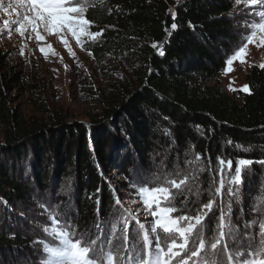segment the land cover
Listing matches in <instances>:
<instances>
[{"label": "trees", "instance_id": "trees-1", "mask_svg": "<svg viewBox=\"0 0 264 264\" xmlns=\"http://www.w3.org/2000/svg\"><path fill=\"white\" fill-rule=\"evenodd\" d=\"M93 2L87 12L95 24L91 30L104 32L89 43L88 51L97 61L107 57L129 69L140 66L138 86L96 91L109 102L86 124L65 118L26 119L13 107L12 94L30 92L33 85L0 54V264H17L35 244L23 228L20 209L38 195L55 199L65 182L74 189L73 224L80 232L92 233L96 224L109 226L117 217L112 190L121 198L120 192L140 177L182 178L193 170L186 161L199 154L198 166L204 171L196 173L195 184L189 182L191 192L176 198L179 208L195 211L213 198L218 158L233 161V174L238 158L264 160V69L253 66L246 74L251 95L229 96L207 84L223 71L226 58L241 42L243 22L232 0ZM173 11L175 31L170 29ZM160 164L163 171L158 174ZM263 181L264 164L253 163L244 171L238 188L242 203ZM216 199L210 227L219 216ZM229 199L226 185L225 211ZM231 201L234 221L241 204L237 197Z\"/></svg>", "mask_w": 264, "mask_h": 264}, {"label": "snow or ice", "instance_id": "snow-or-ice-1", "mask_svg": "<svg viewBox=\"0 0 264 264\" xmlns=\"http://www.w3.org/2000/svg\"><path fill=\"white\" fill-rule=\"evenodd\" d=\"M236 3H243L250 11L239 47L225 60V75L234 71L235 62L242 65L246 63L250 44L264 47V0H236ZM94 6L95 3L90 0H14L7 3L0 0V10L9 17L2 21L0 35L6 33L11 38L13 32L17 33L22 40V47L19 49L21 56H24L28 47L25 41L34 40L45 59L49 55H56V52L51 44L41 42H45L49 36H56L67 53L74 58L76 53L70 40L74 39L76 45L84 50L86 43L96 42L103 35L104 29L91 30L95 24L87 18L89 8ZM171 17L173 23L170 29L175 31L178 25L174 11L171 12ZM189 26L194 28L191 24ZM165 31L171 35L168 28ZM152 47L158 46L153 43ZM160 54L163 55V52ZM88 55H92L91 51ZM259 67L264 69V63ZM229 89L237 91L232 88L231 82ZM240 91L252 94L248 85H244ZM201 159L197 154L194 159L186 161L193 170L182 178L169 179L165 176L163 179H150L145 176L138 178L135 183L130 182L137 198L142 202L145 222H141L138 215L124 208L120 198L115 196V189L112 190L115 204L122 211L118 218L114 217L109 221L107 233L101 224H96L99 234L94 237L87 232H80L71 221L58 219V209L43 206L50 217L43 231L50 236L52 243L37 241L42 245L41 264H264V219L254 218L246 222L243 226L245 231L239 232L233 225L231 216V198H238L244 171L253 163L264 164V160L238 158L233 174V161L218 158V168L213 172L214 177H218L213 198L202 203L195 211L185 212L177 208L175 200L186 190L192 191L189 182L195 184L196 173L204 171L198 166ZM209 165L211 166L210 158ZM180 175L179 171L175 173L176 177ZM226 185L230 198L227 211L223 203ZM196 194L199 195L198 186ZM217 197L218 222L210 227V214L217 207ZM184 199L187 201L188 198ZM259 205L253 207L254 213H264V198H260ZM148 217L151 219H147Z\"/></svg>", "mask_w": 264, "mask_h": 264}, {"label": "rangeland", "instance_id": "rangeland-1", "mask_svg": "<svg viewBox=\"0 0 264 264\" xmlns=\"http://www.w3.org/2000/svg\"><path fill=\"white\" fill-rule=\"evenodd\" d=\"M93 1L90 0V2ZM232 1L235 10L241 14L240 18L243 22L241 23V31L244 33L246 31L245 20L248 19V12L250 10L243 3L238 5L236 0ZM4 2H14V0H4ZM4 19H9V17L0 10V28H2V21ZM25 42L28 47L25 49L24 56H21L19 49L22 47V40L19 35L15 32L12 33L11 38H8L6 33L0 35V54L4 55L5 60L16 68L23 79L33 85L30 92L18 90L12 94L14 97L13 107L21 112L26 119L30 117L46 120L48 118H65L69 122L86 124L89 116L99 114L100 106L104 103L107 105L109 102L107 95L102 96L100 93L98 97L96 91H104L110 87L119 89L135 88L138 86V81L141 77L140 66L129 69L118 59H107V57L97 61L92 55H88L90 42L86 43L84 50H81L76 45L74 39L70 40L73 51L76 53V56L73 58L67 53L58 37L49 36L45 42L41 43L45 45L51 44L56 55H49L47 59L39 52L38 44L34 40ZM61 57H63L62 60ZM262 63H264V47H256L255 44H250L245 64L242 65L238 61L235 62L233 64L234 71L227 75L222 71L216 78L207 82V84L221 88L229 96H233L235 92L242 93L240 89L246 85V74L251 67H259ZM230 82L232 88H235L237 91L234 92L229 89ZM90 90H93V93L97 96L91 93ZM1 142L2 131L0 130V144ZM161 164L158 165L160 166L158 174L163 171ZM72 190L74 189L71 184L65 182L57 194L54 195L55 199L50 197L49 194L38 195L30 205L25 206L24 209H20L21 215L25 217L23 228L35 239V244L30 250L29 255L21 257L20 260H17V264H41L43 259L41 255L42 245L37 243V241L52 243L50 236L46 235L43 231V228L48 225L50 219L44 211L43 206L47 205L49 209H58V219L62 218L72 222L70 218ZM120 193V201L124 208L134 215H138L141 222H145L144 208L142 202L137 198L134 189L128 187L126 191H121ZM260 198H264V181L258 191L253 196L250 195L247 201L244 200V203H242L243 198L239 199L238 197L237 205L241 204L239 206L240 214L232 223L239 232L245 231L243 226L246 222L254 218L264 219V213L257 214L253 212L254 206H260ZM175 204L179 208L178 200H175ZM121 211L122 209L118 206L117 218ZM147 219L150 220L151 217ZM217 222L218 218L215 224ZM99 224H101L103 230L107 233L109 230L107 222L102 221ZM129 233L131 237L132 228L129 229ZM89 234L94 237L99 232L94 227L93 232Z\"/></svg>", "mask_w": 264, "mask_h": 264}]
</instances>
